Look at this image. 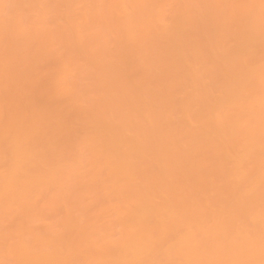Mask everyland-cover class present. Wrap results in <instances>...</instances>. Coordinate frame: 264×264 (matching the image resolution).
Wrapping results in <instances>:
<instances>
[{
  "label": "bare ground",
  "instance_id": "6f19581e",
  "mask_svg": "<svg viewBox=\"0 0 264 264\" xmlns=\"http://www.w3.org/2000/svg\"><path fill=\"white\" fill-rule=\"evenodd\" d=\"M0 264H264V0H0Z\"/></svg>",
  "mask_w": 264,
  "mask_h": 264
}]
</instances>
